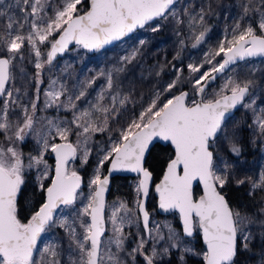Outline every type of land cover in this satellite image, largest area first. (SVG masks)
Returning <instances> with one entry per match:
<instances>
[{
    "label": "snow or ice",
    "instance_id": "6c2138e0",
    "mask_svg": "<svg viewBox=\"0 0 264 264\" xmlns=\"http://www.w3.org/2000/svg\"><path fill=\"white\" fill-rule=\"evenodd\" d=\"M174 4L175 0H90L88 10L84 11V0H62V7L55 10L54 16H47L51 0H16L15 5L0 0V22L4 28L0 32V97H6L0 106V134L8 144L13 145L0 143V264H37L34 253L38 250V239L53 223L56 210L61 205L68 207L75 203L77 190L81 187L82 178L77 171L69 170V161L84 145L82 160L87 162L90 150L86 145L90 134L107 131L109 120L118 115V106L123 107L129 100L127 96L121 97L119 92L111 93L113 78L109 74V96L106 97L101 91L94 103L89 102L88 108L78 109L76 102L85 97V89L82 87L79 92L62 100L67 89L63 83L57 88L58 81L52 80L49 89L44 92L45 107H63L66 111H72L73 119L67 125L63 121L48 120L46 131L38 132L35 128L36 112L39 85L43 83L40 70L45 63L51 65L57 54L63 53L73 42L84 49H101L146 25L152 31H158L159 26L151 22L167 19ZM13 7L23 15L10 14L9 9ZM250 12L259 14L256 28L250 23L242 28L237 22L232 29L231 39L221 42L218 49L206 57L205 62L211 65L210 69L201 72L203 65H189L191 72L200 73L193 82V89L201 99L193 98L188 103V92L182 91L178 95L172 93L171 98L161 101V93H156L139 115L119 130L116 139L109 138L110 148L99 160L97 171L90 181L94 188L87 198L88 203L77 216L82 233H77L73 226L75 221L70 224L66 219H61L59 222L61 227L67 228L75 246L76 256L70 257V264H128L122 253L130 256L133 262L137 256H142L143 264H157L158 258L169 255L173 248L179 249L178 264H186V258L190 255L200 257V264H239L241 253L255 256L252 245L256 237L248 227L253 221L251 217L242 215L241 207H232L221 192L229 182L227 169L230 165L225 162L221 170L214 154L221 137L228 140L232 153L240 154V147L227 135L226 120L238 105L252 107L245 98L250 94L253 81L240 82L229 78L218 92H213L210 97L205 95L208 84L216 79L213 73H222L237 60L264 57V0H260L259 6L248 0L243 5L244 17ZM204 16L205 12L201 9L198 17H192V26L197 22L203 24ZM257 30L260 34H257ZM206 31L205 28L193 36V46L203 41ZM25 44L35 56L37 69V95L30 105L21 102L19 89H14L17 93L14 96V91L6 88L13 79V61L18 56L23 58L20 50ZM45 44L48 45L46 59L40 47ZM137 54L138 49L133 50L123 59L131 63ZM221 54L222 60L213 62ZM91 83L94 81L88 82ZM176 84L177 81L169 83L163 91L172 92ZM105 99H110V103L104 104ZM13 105L21 109L20 118L15 120L9 116ZM97 113L102 115V120ZM256 124L264 135V116H258ZM71 125L78 129L75 133L78 138L76 144L69 139L73 131ZM29 133L36 134L41 151L36 156H29L27 167L39 169L43 166L38 182L46 199L25 223L18 218V194L24 184L26 165L23 153L14 145L17 141L23 142ZM57 139L60 142H50ZM155 139L170 142L175 150L163 180L156 185L159 207L164 211L179 212L184 237H193L199 230L204 244L199 252L189 247L188 242L171 225L165 226L168 229L166 236L159 226L155 229L149 227L144 198L149 194L152 174L143 166V162L149 145ZM49 150L55 155V174L50 186L45 187L43 180L48 177L49 171L44 152ZM105 162H110V171L127 170L141 176L136 189L139 196L137 210L142 214L147 237L139 236L136 247L130 252L125 248L127 234L124 229L133 223V216L132 209L123 202L113 206L109 217L112 235L106 241L102 239L107 231L104 210L109 180L101 177L99 169ZM194 181L203 186L199 199L193 195ZM244 183L245 180H237V184ZM252 189L264 190V172L252 181ZM121 211L123 215L119 214ZM259 224L260 250L256 264H264V220H260ZM149 241H152L150 250L147 247ZM160 241L166 243L158 251L156 244ZM40 264H61L59 253L53 247L44 248Z\"/></svg>",
    "mask_w": 264,
    "mask_h": 264
},
{
    "label": "rangeland",
    "instance_id": "374dc122",
    "mask_svg": "<svg viewBox=\"0 0 264 264\" xmlns=\"http://www.w3.org/2000/svg\"><path fill=\"white\" fill-rule=\"evenodd\" d=\"M5 2L7 4L15 5L16 0H5ZM247 2L248 0H230L229 2L226 0H177L172 6L167 19L154 20L151 22V24L159 26L158 31H152L151 27L146 25L145 28L136 30L122 41L91 54L87 53L80 46L75 45L61 57L53 60L51 65L45 63L44 68L40 70V78L43 83L39 85V102L37 105L38 110L36 112L37 123L35 128L38 132L42 133L43 131H46L48 120L54 122L63 121L64 124L67 125L73 119L72 111H66L63 107H45L44 92L49 89L52 80L58 81L56 85L57 88H59L60 83H63L67 89L65 96L61 97L62 100H65L68 95L79 92L82 87L85 89V97L76 102L78 109L88 108L89 102L94 103L101 91H104L106 97L109 96V90L107 89V77L109 74H111L113 78V89L111 90V93L115 94L116 92H119L121 97L127 96L129 97V100L123 107L118 106V115L109 120L107 131H98L90 134V139L86 145L90 150V153L95 134L103 133V136L105 137L103 146L98 152H96L95 162L90 169L87 178L85 181L82 179V186L77 191V199L75 203L68 207L61 206L54 216L53 223L47 226L45 232L41 234L38 250L34 255L37 264H40L41 254L46 247H53L59 253L61 264H70V257L74 258L76 256L75 246L70 239L67 228L61 227L59 222L61 219H66L70 224L75 221L73 226L76 227L77 233H82L83 230L79 227L77 216L82 208L88 203L87 198L89 197L92 188H94V186L90 185V181L94 178L99 160L110 148L109 138L111 137L113 140L116 139L119 136V130L122 127H126L132 119L138 116L142 108L146 107L147 104L155 98L156 93H161V101L171 98L174 88L172 89V92H166L163 90L173 81H177L178 86L185 81L190 82V90H186L191 94V96H189V103H191L192 99L195 98L193 82L200 73L191 72L189 65H203L201 72L210 69L211 65L205 62L206 57L211 53H214L221 42H224L226 39H231L232 29L237 22H240L242 28L247 27L249 23L256 28L259 14H253L250 12L248 16L244 17L243 5ZM252 2L256 6H259L260 4V0H252ZM59 7H62V0H51V6L47 9V16H54L55 10ZM201 9L205 12L204 23L199 24L197 22L192 26V17H198ZM9 13L17 16L23 15V13L16 7L9 9ZM241 17H244V19L241 20ZM25 27L27 28V26ZM205 28L207 31L203 41L196 46H193L195 44L193 36L198 35L199 32ZM3 31L4 28L2 22H0V32ZM257 34H260L258 30ZM141 41L144 43L141 44ZM40 47L42 53H44V59H46L48 45L45 44ZM137 49L138 54L131 63L124 61L123 57ZM20 53L23 58L18 56L13 61L11 69L13 79L8 85H6V88L9 91L19 89L18 95L21 102L25 105H30L31 100L35 99L37 95V69L34 64L35 56L27 44L21 48ZM220 60L219 56H216L213 62ZM242 62L245 63L243 66L244 70L249 68L251 69V72H253L257 69V71L262 73V83L255 87L253 86L250 89V94L245 100L246 103H251L252 107L242 105L243 109L245 108L247 110L249 126L244 131L241 127L239 118H233V116H231L226 121L227 135L236 143L246 137L248 145L252 146V144L256 145L257 143L259 144V147L257 150L251 152L250 156L242 154L235 155L230 151L228 140L221 137L215 146L218 154L216 157V163L219 168L223 170L226 159H229L230 163L226 162L230 165L227 169L229 175L232 176L237 174V169L242 173L247 172L253 174L254 180H257L259 175L264 172V135L260 133L256 124V118L258 116H264V58L257 60L248 59ZM183 67H186V71L188 70L184 75L181 73ZM237 69L238 68H230L221 75L218 80L205 90L206 97H210L213 92H218L220 86L229 78L242 82L240 78L242 75L237 78ZM89 81H94V83L88 84ZM177 92L173 93L176 94ZM16 94L17 93L14 91V96ZM5 99L6 97H2L0 100V106L3 105ZM103 103L109 104L110 99H105ZM20 113L21 109L13 105L9 116L11 119L15 120L20 118ZM96 115L102 120L103 117L101 114L97 113ZM71 127L73 131L70 134L69 139L73 144H76L78 138L75 133L78 129H76L74 125H71ZM37 139L35 133H29L25 137L23 142L27 141L28 150L23 153V159L26 165L24 174L28 171H32L35 178L38 180L43 166H40L39 169L37 167H27L29 156H36L41 151V145L37 143ZM50 142L60 141L57 139V141ZM0 143L6 146H13L8 144V141L4 139L2 134H0ZM14 146L20 150L17 142ZM84 147V145H81L76 157L69 161L68 168L70 171L75 170L79 174L78 171H81L84 168L85 163L82 160ZM228 151H230V156L227 155ZM52 155L53 153H51L50 150L44 152V159L47 161L48 171L51 177L53 174V164L51 165L48 162V158ZM89 156L90 154L88 157ZM99 171L101 176L105 173L103 167L100 168ZM129 183L133 189V195L130 199L126 200L118 196L107 198L105 211L107 231L105 236L102 237V239L106 241L107 237L112 235V226L109 217L113 210V206L119 205L122 202L125 203L128 208L132 209L133 216V223L126 225L124 229L127 234L125 248L128 252L136 247L139 236L143 235L147 237L137 210V200L139 199L136 191L138 177H130ZM148 212L150 214V228L155 229L159 226L162 233L166 236L168 229L165 226L171 225L176 229L182 239L188 242L189 247L194 248L197 252L201 250L196 248L193 237L183 236L178 223L177 213L173 212L169 215H160L154 208ZM119 214L123 215L124 213L121 211ZM136 217H139V219H136ZM249 217H251L253 223L249 224L248 227L251 228L256 237L253 241V252L255 253V256L250 254V258L245 263L256 264L260 250L259 221L264 220V214L250 215ZM83 219L87 220L88 217H83ZM196 233H198V230ZM153 235H155V232H153ZM165 243L166 241L158 242L156 244L157 250H162ZM151 246L152 241H149V244L147 245L149 250L151 249ZM173 252L178 259L179 249H171L170 254ZM122 255L126 257L128 264H143L142 256H137L135 262H133L132 258L127 256L126 253H122ZM169 255L161 256L158 260L167 258ZM191 259L199 260L200 257L190 255L186 258V264H193Z\"/></svg>",
    "mask_w": 264,
    "mask_h": 264
},
{
    "label": "trees",
    "instance_id": "16d2710c",
    "mask_svg": "<svg viewBox=\"0 0 264 264\" xmlns=\"http://www.w3.org/2000/svg\"><path fill=\"white\" fill-rule=\"evenodd\" d=\"M211 1V0H210ZM229 2L230 0H226ZM88 7L87 0H84V7L83 10L85 11ZM222 56V54H221ZM219 56V59H221ZM182 63V61H181ZM245 63L240 62L234 65L231 69L238 68L236 71L237 78L238 76L242 75L240 78L243 81H253V86H257L262 83L263 75L257 69L251 72V69L246 68L244 70L243 66ZM186 67H183L181 73L184 75L187 73ZM168 74V73H167ZM218 80V79H217ZM183 82V81H182ZM190 82L185 81L173 89V92L181 91L183 89L190 90L191 85ZM252 86V87H253ZM172 92V93H173ZM191 96V94H190ZM247 110L243 106L238 108L236 113L233 115V118H239L241 127L245 131V129L249 126V118L246 112ZM105 137L103 133H98L94 135V139L91 145V153L90 156L87 158V162L84 165V168L81 171H78L79 174L82 176L83 181L88 176L90 169L93 167L95 162V154L100 150L103 146ZM57 141V140H56ZM20 151L25 153L27 148V141L26 142H19L17 141ZM240 147L241 151L240 154L250 156L251 152L257 150L259 144L256 143L252 144V146L248 145L246 141V137L242 139L240 142L237 143ZM214 154L217 157V151L214 149ZM230 156V151L227 153ZM173 151L169 145H161L156 143L150 149L147 158L145 160V168L151 172L153 184H155L159 178L161 177L164 167L166 163L172 158ZM48 162L52 165L53 158L52 156L48 158ZM227 163H230L229 159H226ZM108 162H105L103 168L104 172L106 169ZM237 174L230 175L229 182L225 185L221 192L225 195L226 199L229 201L230 205L234 208L241 207V213L243 215H259L264 214V190L261 189H252V181H254L253 174H249L247 172L242 173L241 171L237 170ZM51 174V173H50ZM51 175L43 181L45 187H47L50 183ZM237 180H245L244 184H237ZM130 177H121L116 176L113 177L111 180V189L108 198L112 196H118L122 199H130L133 195V189L130 186ZM250 192H254V194L250 195ZM200 195V189L198 187L194 190V196ZM44 201V191H42L39 187V182L35 178L32 171H28L24 174V184L21 186V191L18 194V218L22 220V222H27L30 219L31 215L34 214L35 211L39 208V206ZM152 208L156 209V198L154 197L153 193L150 192L148 201H147V210L150 211ZM193 240L197 249H202L203 245L201 243L199 234L196 233L193 236ZM254 244V243H253ZM254 249V245H252ZM250 258L249 253H241L238 257L239 264H246L245 262ZM193 264H200V259H191ZM157 264H178V259L176 255L171 253L167 258H162L157 260Z\"/></svg>",
    "mask_w": 264,
    "mask_h": 264
},
{
    "label": "water",
    "instance_id": "95a60500",
    "mask_svg": "<svg viewBox=\"0 0 264 264\" xmlns=\"http://www.w3.org/2000/svg\"><path fill=\"white\" fill-rule=\"evenodd\" d=\"M177 0H175V2H176ZM87 2H88V7L90 6V0H87ZM88 7H87V9L85 10V11H87L88 10ZM136 30H138V29H136ZM136 30H134V32L136 31ZM133 33V32H132ZM132 33H130L128 36H130ZM128 36H126V37H124V38H122L121 40H118V41H113V42H111L110 44H107V45H105L103 48H101V49H93V50H89V49H84L83 47H81V48H83L87 53H89V54H91V53H94V52H96V51H99V50H103V49H106V48H108V47H110V46H112V45H114L115 43H117V42H119V41H122L123 39H125V38H127ZM76 44L73 42V43H71V44H69V46H68V48L63 52V53H58L57 54V56L55 57V59H57V58H59V57H61L65 52H67V50L70 48V47H72V46H75ZM223 55V54H222ZM262 58H264V57H249V58H245L244 60H248V59H252V60H257V59H262ZM54 59V60H55ZM221 60H222V57H221ZM220 60V61H221ZM244 60H237L236 61V63H234V64H232V65H230L228 68H226L222 73H213V75L214 76H216V79L214 80V81H212L211 83H209L208 84V87L210 86V85H212L221 75H223L226 71H228L230 68H232L234 65H236L237 63H239V62H242V61H244ZM207 87V88H208ZM206 88V89H207ZM205 89V90H206ZM182 91H186V92H188V103H189V96H190V93H189V91H187L186 89H183V90H181V91H178L176 94L178 95L180 92H182ZM195 93V92H194ZM246 98H247V96H246ZM246 98H245V100H246ZM2 99V97H0V100ZM195 99L196 100H199V99H201V97L200 96H198V95H196L195 94ZM242 105H238L235 109H233L232 111H231V113L228 115V118H227V120L231 117V116H233L234 114H235V112L237 111V109L238 108H240ZM226 120V121H227ZM156 143H159V144H161V145H169L170 146V148L172 149V151H173V156H172V158H174V147L170 144V142H166V141H161V140H159V139H155V140H153V142L149 145V148H148V150H147V152L145 153V158H144V162H143V166L145 167V160H146V158H147V155H148V153H149V151H150V149L152 148V146L154 145V144H156ZM53 160H54V166H53V174H52V177H51V180L54 178V174H55V155L53 154ZM169 162V161H168ZM168 162L166 163V165H165V167H164V170H163V173H162V175H161V177L159 178V180L155 183V184H153V179H151V181L149 182V194H148V196L147 197H145L144 198V206H145V210L148 212V210H147V201H148V198H149V195H150V192L152 191V193H153V195L155 196V198H156V212L158 213V214H160V215H169V214H171V213H173V212H175V213H177V215H178V223H179V226H180V229H181V231H182V221H181V218H180V214H179V212L178 211H175V210H169V211H164L163 209H160V207H159V196H158V193L156 192V185H158L162 180H163V177H164V174H165V172H166V170H167V164H168ZM110 169H111V164H110V162H108V164H107V166H106V169H105V173L101 176L102 178H104V177H107L108 178V180H109V184H108V187H107V191H106V193H105V210H104V216H105V211H106V202H107V198H108V195H109V192H110V189H111V180H112V178L113 177H116V176H123V177H138V183H139V180H140V178H141V176H140V174H138V173H136V172H131V171H127V170H119V171H110ZM51 180H50V183H51ZM50 183H49V185L48 186H50ZM81 185H82V183H81ZM196 187H198L199 189H200V195H198V196H194V198L195 199H199V197L203 194V186L202 185H200L199 184V182L198 181H194L193 182V195H194V190H195V188ZM45 199H46V194H45V192H44V201H45ZM43 201V202H44ZM41 206V205H40ZM39 206V207H40ZM61 206H63V205H61ZM60 206V207H61ZM39 209V208H38ZM37 209V210H38ZM59 209V208H58ZM57 209V210H58ZM138 209V208H137ZM57 210H56V212H57ZM139 213V212H138ZM149 213V212H148ZM56 214V213H55ZM139 215H140V218H141V223H142V226H143V219H142V214H140L139 213ZM55 216V215H54ZM149 220H150V214H149ZM106 221V220H105ZM144 229V228H143ZM146 234V236H147V233H145ZM182 234H183V232H182ZM198 234H199V237H200V240H201V243H202V245H203V248H204V244H203V240H202V235L200 234V232H199V230H198ZM195 235V234H194ZM193 235V236H194ZM39 240H40V238L38 239V242H37V249H38V245H39ZM34 255H35V253H34Z\"/></svg>",
    "mask_w": 264,
    "mask_h": 264
}]
</instances>
